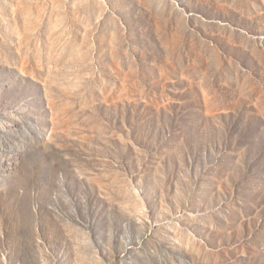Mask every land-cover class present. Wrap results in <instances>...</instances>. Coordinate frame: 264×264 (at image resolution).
I'll list each match as a JSON object with an SVG mask.
<instances>
[{"label": "rangeland", "instance_id": "1", "mask_svg": "<svg viewBox=\"0 0 264 264\" xmlns=\"http://www.w3.org/2000/svg\"><path fill=\"white\" fill-rule=\"evenodd\" d=\"M0 264H264V0H0Z\"/></svg>", "mask_w": 264, "mask_h": 264}]
</instances>
